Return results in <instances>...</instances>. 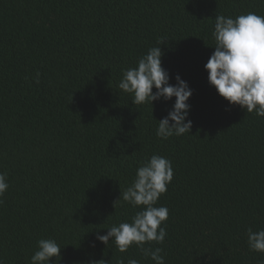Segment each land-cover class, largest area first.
<instances>
[{
  "label": "trees",
  "instance_id": "obj_1",
  "mask_svg": "<svg viewBox=\"0 0 264 264\" xmlns=\"http://www.w3.org/2000/svg\"><path fill=\"white\" fill-rule=\"evenodd\" d=\"M248 12L264 16V0H0V264H30L47 238L55 264H154L96 240L140 210L114 203L153 154L174 175L156 205L167 235L145 247L165 264H264L247 243L264 229V117L230 105L204 68L215 16ZM161 40L170 84L192 90L190 133L168 139L156 129L175 97L134 105L118 88Z\"/></svg>",
  "mask_w": 264,
  "mask_h": 264
},
{
  "label": "clouds",
  "instance_id": "obj_2",
  "mask_svg": "<svg viewBox=\"0 0 264 264\" xmlns=\"http://www.w3.org/2000/svg\"><path fill=\"white\" fill-rule=\"evenodd\" d=\"M212 36L214 52L204 65L208 73V83L219 96L230 105H239L248 113L253 111L264 117V16L248 12L235 19L224 15L215 16ZM165 40V39H164ZM161 40L158 46L148 49L135 67L122 69L118 88L132 95L134 105L153 103L161 99L175 102L168 114L158 121L156 136L168 139L190 133L192 121L187 120L190 105L187 103L192 90L179 75L176 84H170L169 73L162 67ZM37 72L35 82L38 84ZM153 88L156 89L153 92ZM174 175L172 162L167 157L153 154L140 162L135 178L130 186L121 192L119 201L133 208H139L129 221L120 222L107 228L104 235L97 233L96 240L104 245L113 241L120 252H126L132 245L154 264H165L162 248L145 247L155 242L162 244L167 235L161 225L167 221L169 210L166 206H156L160 196L167 191ZM9 188L6 173H0V197ZM0 203H3L0 200ZM247 243L250 251L264 253V229L247 230ZM94 246V244H93ZM61 247L55 239H40L30 264H55L51 258L60 259ZM90 264H108L105 260L90 261ZM117 264H125L123 259ZM127 264H139L136 259H128Z\"/></svg>",
  "mask_w": 264,
  "mask_h": 264
}]
</instances>
